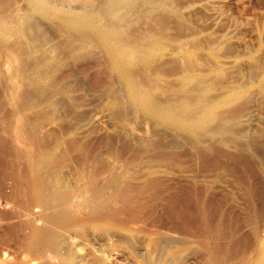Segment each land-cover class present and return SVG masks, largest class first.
<instances>
[{"label":"rangeland","instance_id":"1","mask_svg":"<svg viewBox=\"0 0 264 264\" xmlns=\"http://www.w3.org/2000/svg\"><path fill=\"white\" fill-rule=\"evenodd\" d=\"M22 1H25V0H21V2H20V0H16V1L15 0H4V1L1 0L0 5H2V7L5 8L6 10L8 9L10 11L8 14L9 16H7V14H6L7 11H6V13H4V15L6 14V17H11L12 15L15 16V14L19 13V12H21V14L26 13L28 9L23 11V8L25 7L23 5H25V4ZM55 1L56 0H53V1L51 0L52 3H54ZM80 1H81V6H80ZM82 1L84 2V0H69V1L68 0H60V2H59V0H57L56 3H60V5L59 4L57 5L56 3H54V4H56L57 6H60L64 9L67 8L68 10L69 9L76 10V9H79L82 7V4H83ZM158 1L156 0L155 4L158 3L162 7H167L169 13L171 14V17L174 18V20H175V21L173 19H172L173 21L170 20L171 17L167 15L168 17L165 20H168V18H169L170 21L164 20V26L163 27H162V25H157V28L159 26L161 27V28L160 27L158 28V32H160L161 34H162V32H164L165 35L168 36L169 43L173 44L175 47L179 46V47L188 48V49L196 48V49H198V51H200L198 53H201V54H199L200 58L197 59V61L195 60V62H197V64L196 65H195V63L193 64L195 67L192 65L194 67L192 70H194V71L196 70V72H208L211 70V68H213L212 71L216 70V69H221L222 71L225 70V73L223 71L224 75H220L217 77L219 79H217V78L215 79L217 83L218 82L220 83V86H224L223 87L224 89L227 86L226 84H228L229 87H233L231 85L241 86V84L244 85V86L242 85L243 87L247 86V87H245V88H247V91H248L245 95L247 98L245 96H243V98L241 100H239L236 104H234L231 107V109L224 110L223 111L224 115L222 114L223 117L226 114L227 117L225 116L224 118L231 120V122H229V123H234L235 126L237 125L239 128H236V129L245 131V134H243L242 131H241V134H238L239 132H237V134H234L235 141L233 142V144L231 143L232 144L231 146L230 145L226 146L227 142H228V144L230 143L229 141H230L231 137H229V136H226V137L216 136V137H218L217 140H216V137L213 136L212 139L215 138V141H214V140H210L211 135H210V137L208 135V136H205V138H207V137L210 138V139L207 138L208 141L202 137L199 140L192 139L194 141L193 142L190 137L185 136V139L184 138L182 139V137H177V136H175V134H173V136H175L177 138H181V140H178L176 142L177 139L175 138V140H174L173 139L174 137L171 138V134H167L168 131L165 132L161 128H158L159 131H157L156 129L153 128V125L149 120H147L144 117L143 118L141 117L139 119V117L136 116L135 113H133L134 112L133 108H130V109L128 108L126 111L127 121L124 123H127L126 124L127 126L124 123L116 124L115 122H117V121L113 120L111 115H110L111 109H109L108 100H107V98H108L107 97L108 96L107 95V88H108L107 86H108V83L110 82L109 80H111L112 76H115V75L109 69V67L106 63V60L102 57V54H100V51L97 50L98 52H96V49H95V53L93 54L94 57H92L93 55L90 56V58L88 56L89 59L87 57H83V58H81L82 60L79 59L77 61V63L75 61L76 64H74V62H73L74 57L71 58L72 56H70V54L68 53L67 56L68 57L70 56V58L67 59L69 61V63H68L69 65H68V67L64 68V71H62V75L60 74L61 75L60 78H62V79L58 80V85L59 86L61 84L62 85L60 87L57 85L58 89H55L54 91H48L47 92L48 93L47 95L50 96L49 98H55L54 101L59 100L56 104L57 105L56 108H57L58 113L59 114L61 113L59 115L61 117V120L59 121V124H61L59 127L60 130H59V128H57L58 125H57V127H54L56 125H53V124L49 125L50 127L48 126L49 127L48 130H53L55 132H58V134H59V131L63 132V130H65L69 126L68 128H71L72 131L78 132L77 134L75 132L74 133L72 132V134L69 137L72 141H70V139H66L65 142L63 143V145L65 144L64 145L65 147L63 146V148H61V149H63V151L60 149L61 154H58V155H64L66 153V155H64V156H66L68 158V160H67L68 163L70 162L69 165H71V166H69L68 169L66 170L67 174L69 173L67 175V179H68V176L70 179L71 176L74 175V173H75V175L81 174V172L84 170L87 171V173L90 172V173L95 174L96 177L93 180H96L97 183L94 184L95 186L91 187L92 190L91 189L90 190L92 192H90V190H89V194H93L96 196L100 193V185L103 184V183L101 184L99 182L104 181V179L102 177V174H104L103 171H105V172H106V170L109 171L110 168H108V167H111V168H115V167L117 168L118 167L117 169L119 171L125 170L128 173L132 174L133 178L135 177L134 179H132V181H129L125 187H123L122 192L121 193L119 192L120 193L119 195L115 196L114 199L116 200L117 198H119L118 200L120 202H118V200H116L115 203L112 202L113 206H110V205H112V203H108V206H110V208L107 206H102V207L94 210L97 212L101 211V213H100L101 217L104 215L106 218L111 219L114 223V226H116V228L120 229L119 231L116 230L115 227H111L109 225L103 224L102 221H99V220L96 221L95 220L96 218L93 215L89 216L85 212H82L83 214L81 212L79 214L77 213L71 219L69 218V220L72 224V230H75V229L76 230L74 232H72V230H71V232L63 231L62 235L63 236L65 235L68 240H65L66 238H63L62 240L64 241L65 247L68 244L67 246H69V248L68 247H66V248H68V250L73 252L75 259H76V256H77V258L81 257L80 258L81 261L78 258V259H76L78 261H76L75 264H98L97 262H94V260L97 261L96 260V258L98 257L97 255L103 254V253L111 255L113 257L112 259H114L113 262L115 264H138V263L139 264L140 263L141 264H146V263L150 264L151 258H153L157 254V251L152 249L153 247L149 244L150 239L153 237H156L159 233H163V232H165V233L168 232L169 234L168 233L167 234L171 237H173L174 235L176 237H181V236H183V234L184 235L187 234L186 237L189 238L191 245H193L192 250H191L192 254L194 252V256L192 255V258L188 262V264H213V263H215L214 261H216L218 263V260H216L214 258L215 254H216V256L219 255L218 257L223 258L225 260V264H228L227 262H230V260L234 259V258L235 259L238 258L240 260L246 259L249 255H252L251 253H254V251L256 250V247H258L260 244V240L261 239L264 240V90H263L264 89V83L259 82L260 78L264 72V0H160L159 2ZM16 2H17V4L15 5ZM9 3L13 4V6L9 5ZM22 3H23V5H22ZM93 3L95 5H98L99 0H96V2L94 1ZM163 4H165V5H163ZM21 5L23 6V8ZM61 5H63V6H61ZM167 5H169L171 8ZM11 7H13L12 8L13 10H10ZM14 7H15V9H14ZM26 7H27V5H26ZM174 7H176V8H174ZM140 8L146 9V5H142ZM154 9H155V11H154ZM154 9L153 8H152V10L150 9L151 12L149 11L148 14H146L144 12L145 17L147 16V19L146 18L145 19L148 22L151 21L150 23H153L154 19H152V18L158 16L160 13L159 11L161 10L160 8H158V9L154 8ZM11 11L12 12L14 11V12L12 13ZM144 11H146V10H144ZM10 13H12V15H10ZM130 14L126 15V18L128 17L130 19V16L132 15V14L131 15ZM177 14H179V15H177ZM153 15H154V17H153ZM183 16H184V18H183ZM132 17L134 18V16H132ZM133 18H131V20L125 19V21L127 20L126 24L130 23L127 25L128 28L126 26L127 32L130 33V32H134V31L138 30L139 34H140L139 36L140 37L144 36L145 35L144 33H147V30H144V29L146 28L145 25L148 22H146L144 19L141 18L139 21L140 23L138 22V25L140 24L141 26L140 25L139 26L134 25L131 22L133 20ZM143 18H144V16H143ZM164 18H166V16H164ZM37 19L39 20L41 18H37ZM37 19H36L35 26L37 25V21H38ZM43 20L44 19H42V21ZM141 21L142 22L145 21L146 23L142 24ZM43 22L41 23V20L38 21V23L39 24L41 23L42 26L41 25H40L41 27L37 26L38 29H42L43 32H41V31L40 32L43 35H44V33H46L44 35L46 41L44 40L43 44H42V45H45V48L43 46V47H41V49L44 50L49 55L57 56L58 54H56V53H58V50H60L61 46H64V43L66 44L68 42L69 38H67V37L69 36V33L61 25H59L57 22L47 21V20H44ZM49 23H51V24H49ZM165 23H168V24L165 26ZM176 23L179 27L176 25ZM56 25H59V27H57L58 30L56 29ZM134 26L138 27L139 29L135 28ZM168 26H170V28H168ZM48 29H51V31ZM130 29H133V30H130ZM162 29H164V30H162ZM62 30L64 33L62 32ZM142 30L144 32H142ZM52 32H54V33H52ZM141 33H143V34H141ZM168 34L169 35L171 34L170 37H172V38H170ZM46 35H48V36H46ZM139 36H138V38H139V42H140ZM56 40H58L59 42ZM137 42H138V39H137V41H135L134 45L140 44L139 42L137 44ZM44 43H46V44H44ZM60 43H61V45H60ZM46 46H47V48H46ZM174 46H172V47H174ZM52 51H53L54 55L52 54ZM211 51L212 52L215 51V55H216L215 57L217 59L214 56H212ZM172 52L173 51L170 50V55L172 54ZM216 53H218V55ZM98 54H100V55L98 56ZM67 56H66V58H67ZM97 57H99V58H97ZM84 58L86 60L87 59L88 60L85 61ZM1 60H2V58H1ZM91 60H92V62H91ZM188 62L190 65L191 61L188 59H185L184 63L188 64ZM70 63H72V64H70ZM214 63H215V66L212 65ZM170 64H172L173 66ZM180 64H182V63H180L178 61V66ZM79 65H80V67H79ZM174 65L175 64L172 61L171 62L169 61V63L165 64L164 67L168 70L163 68V70L164 71L166 70V72H167V74L166 75L164 74V76H163L164 81L168 80V79H169L168 81H171L172 79H173V81H176L177 78L179 77V73L177 74L175 72V74H173L175 69L178 68V66L174 67ZM196 66H197V68H196ZM77 67L79 69H77ZM218 67H221V68H218ZM203 68H205V70H202ZM71 73L73 75L75 74L76 76L75 75L73 76ZM104 74L105 75L107 74V75L105 76ZM77 78H79V79H77ZM106 79H108V80H106ZM71 80L73 83L71 82ZM255 80H256V82L257 81L258 82L255 83ZM69 82H70V84H69ZM80 82H81V84H80L81 86L78 85ZM221 83H222V85H221ZM258 83L260 85H258ZM66 84H68V85H66ZM73 86H76V87H73ZM86 87H88V88H86ZM104 87L106 88V90H104L105 89ZM116 88H118L119 90L123 89L121 84L120 85L116 84ZM19 89L20 88H18V90ZM65 89L70 90V95H69V93H67V94L63 93V91H65ZM58 90H59V92H58ZM22 91L24 92L25 90L22 89ZM22 91H19V92L21 93ZM6 92H7L6 88L1 89V87H0V101L1 102L4 101L3 103L0 102V106L3 105L2 106L3 108L0 107V115H1L0 116V217H1L0 218V245L5 243L4 246L1 245V248H7V249L13 251L15 254H19L20 251L21 252L23 251L22 253H20V255L22 254L20 256L21 259L22 258L32 259V258H37L39 256H37V254H34V253L32 254V251H28L26 245H27L29 239L32 238V233H31L33 230L32 228L36 227L37 223H34L31 226L28 225L29 223L26 220V217H27L26 214L28 213V209H26V208L30 207V204H31L30 201L32 198L29 195H27V198H26L20 193V189L22 187H23V189L25 187V189L27 190V193H28L31 190V187H30L31 182L28 179L29 178V173H28L29 171H28V169L26 167V163L23 159V150H22L23 144L19 140L20 136H21V134H19L20 130H18V128H17L18 126L16 125V122L13 120L12 116L10 118V116H9L10 114H8V112L10 113V109L7 105L9 102L7 99ZM49 92H53L56 95L53 96V93L51 95ZM86 92H88V93H86ZM90 92H91V94H90ZM98 92H100V93H98ZM94 93H96V94H94ZM80 94H81L82 98L80 97ZM85 94H87V95H85ZM57 95L62 96V97H60L61 100L58 99L59 96H57ZM73 95L76 97H74ZM55 96L58 98H56ZM71 96H73L74 100H72L73 98ZM85 96H87V97H85ZM88 96H90L91 98ZM158 96L163 98L165 95L162 91L161 92L159 91ZM104 97H105V99H104ZM62 98H63V100H62ZM246 99L247 100L250 99V100L247 101ZM90 100L91 101L93 100V103ZM71 101H73V102L75 101V102L73 103ZM102 101H103V103H102ZM68 102H70V103H68ZM95 102H96V104H95ZM104 102L107 105H105ZM77 103L79 105L78 107H77ZM91 107H92V109L93 108L94 109L91 110ZM4 108H5V110H4ZM101 108H103V110ZM44 109H46L44 113H48L51 111V107L47 106L46 104H43V105L36 106L34 108V110H35L34 113H39V111H40V113H43ZM66 109L68 112L66 111ZM131 110L133 112H131ZM107 112H108V114H107ZM132 113L135 115V117H133L134 115L133 116L131 115ZM63 115H65V116H63ZM80 116L82 117L83 120H81ZM9 118H10V121H9ZM11 119L14 121L15 124L12 122ZM62 119H64V120H62ZM110 119H112V120H110ZM6 121H8V122H6ZM76 121L77 122L79 121V122L77 123ZM113 121H115V122H113ZM145 121H147V122H145ZM62 122L67 123V124L69 123V124H68V126H64L67 124H64ZM81 124H83V125L81 126ZM238 124H240V125H238ZM242 124H244V125H242ZM15 125H16V127H15ZM74 125L80 129L76 128L77 129L76 130L74 128L75 127ZM90 125H92L91 128H93V129H91L89 127ZM246 125H247V127H245ZM240 126L241 127L243 126L242 127L243 129L240 128ZM1 127H3V128L1 129ZM5 127L9 128V129H7ZM61 127H62V130H61ZM144 127H147V128H144ZM16 128H17V131H16ZM51 128H53V129H51ZM54 128H56V129H54ZM100 128H102V129H100ZM125 128H127V130H126L127 132H125ZM133 128H135L137 131L135 129H134L135 130L134 131ZM83 129H85V130H83ZM89 129H91V130H89ZM80 131H82L83 134ZM91 131H95V133L93 132L92 134H90ZM144 131L147 134L148 133L149 134L147 135ZM147 131H149V132H147ZM154 131L157 133L159 132L160 136L163 135V133L161 134L160 131L165 132L167 137H166V135H164V136L167 139L166 141H168L167 143H169V141H170V143L173 142V145L170 144V146H171L170 147L169 144L167 145L166 142H164V143H152L150 145H145V143H144L145 139H149L150 141H152L153 136L156 134V133L153 134ZM1 133H3V134L1 135ZM6 133H7V137L9 139L6 137ZM62 134L63 133H61L59 135L61 136ZM16 135H19V136H16ZM100 135L103 139L100 137ZM138 135H139V137H138ZM145 135H147V136H145ZM241 135H244V136H241ZM186 137H187V139H186ZM17 138H18V140H17ZM74 138L76 139V141L74 140ZM133 138L136 141H134ZM219 139H220V141H219ZM222 139L223 140L226 139L227 142H225V140L223 141ZM49 140H47V142L44 143L46 145V147H48V148H49V146L53 147V143H54V145L56 144L55 139H53L52 137H51V139L49 138ZM139 140H141V141L139 142ZM182 140H183V142H182ZM190 140H191V142H189ZM209 140L213 141V142H209ZM236 140H237V142H236ZM18 141L20 143H18ZM184 141L185 142L187 141L190 144L187 142L185 143ZM249 141H250V143H249ZM139 143H140V145H139ZM180 143H181V146H180ZM194 143H195V145H194ZM209 143H211V144H209ZM21 144H22V146H21ZM44 144H43V146H45ZM50 144H52V145H50ZM10 145H12V146H10ZM111 145H112V147H111ZM189 145H191V146L193 145L194 147L192 148ZM38 146L39 145H36V146H34V148L38 149L39 148ZM187 146H189V147H187ZM12 147H15L16 150ZM248 147H249V149H248ZM34 148H32V149H34ZM65 149L67 151H65ZM216 149H217V151H216ZM86 150H89V152ZM246 150H247V152H246ZM159 151H160V153H159ZM196 151H199V152H196ZM225 153H226V155H225ZM98 154H100V155H98ZM81 155H83V156H81ZM147 155H149V156H147ZM103 157H104V159H103ZM16 158H18V159H16ZM69 158H70V160H69ZM216 158H218V159H216ZM80 159L83 161H81ZM129 159H130V162H129ZM74 160H76V161L79 160L80 162L79 161L74 162ZM87 161L88 162L90 161L89 165L87 164L88 163ZM112 161H114V162H112ZM118 162H119V164H118ZM84 164L85 165L87 164L86 166H89V167H86ZM120 164H122V165H120ZM90 166H91V169H90ZM146 166H148L150 168L148 169V167H146ZM171 166H172V168H171ZM95 167H96V170L98 169V171L95 170ZM137 167H138V169H137ZM70 168H71V170H69ZM73 168H75V169H73ZM77 168L80 171H78ZM106 168H108V169H106ZM116 168H115V170H117ZM17 169H18V171H17ZM75 170L78 171V173ZM155 171H158V172L156 173ZM162 171H163V173H162ZM97 172H99L100 174H98ZM24 173L26 174V176ZM70 173H72V174H70ZM140 173H141V175H139ZM149 174H152L151 177ZM157 174H158V176H157ZM138 177H140V178H138ZM194 177H195V179H194ZM73 178H74V176L72 177V180H73ZM136 178H137V180H135ZM211 178H212V180H211ZM138 179H140V180H138ZM15 180H17V181H15ZM133 180L135 182H133ZM145 180H147V181H145ZM79 183L81 185L85 184L82 181H80ZM136 183H137V186H136ZM16 186H17V188H15ZM19 186H21V187L19 188ZM134 187L135 188L137 187V188L135 189ZM94 188H95V190H94ZM128 188H130L131 190ZM132 190L134 192H132ZM124 193H128V194L124 195ZM73 194H75V193H73ZM19 196H20V198H19ZM21 196L24 198L23 202H22ZM155 196H157V197H155ZM114 199H113V201H114ZM25 200H26V203H28L27 204L28 207H27V205H25L26 204ZM27 200H29V202ZM124 201H126V202H124ZM116 202H117V204H116ZM21 204H22V206H21ZM137 205H138V209H137ZM24 208L27 210V212ZM151 210H152V212H151ZM21 212L23 215L21 214ZM102 212H103V214H102ZM125 212H126V215L124 214ZM151 213H152V215H151ZM108 214H111V216H109ZM120 215H122V216H120ZM143 215H144V217H142ZM4 216H5V218H3ZM7 216H8V219L6 218ZM10 217H11V219H10ZM168 218H170V219H168ZM208 219L210 220V222L208 221ZM135 221L137 223H135ZM133 224H135V226ZM97 225L102 226V227H107L105 229H108V230H105L104 232H102L104 229L98 228ZM93 226H95L96 229ZM143 226H146V228L145 227L143 228ZM157 227L159 229H161L162 231L157 230L158 229ZM194 227H195V229H194ZM79 228L81 230H78ZM155 229H156V231H155ZM112 230H115V232ZM178 230H180V231H178ZM129 231H134V233H135L134 237L135 238L133 236H131L129 238V236H130ZM150 231H152V232H150ZM1 232H3V233H1ZM120 232L122 233L123 236L120 235ZM154 233L156 235H154ZM201 233L204 235L205 241H207V240L210 241L209 242L211 244L210 249H208L206 246L200 245L196 241V239H197V240H199V242L201 240L200 243H204V242H202L203 238H201L199 236V234H201ZM171 234H173V236ZM224 236H225V238H224ZM4 238H6V239H4ZM83 239H86V240L84 241ZM125 239H128V240H125ZM133 240H135V241H133ZM65 241H66V243H65ZM81 241L83 243H81ZM194 241H196V242L194 243ZM12 244H15V245H12ZM74 245H75V247H74ZM120 245H124L125 247L124 246L122 247ZM10 247H12V248H10ZM16 247L18 250L16 249ZM194 247L197 249H195ZM72 248H74V249H72ZM75 249H76V252L74 254ZM78 249H81V250H78ZM103 249H104V251H103ZM195 250H196V254H195ZM197 250H199V251H197ZM49 251H50V249L45 252L46 256H47V258L53 259L54 255L52 252H49ZM107 252H109V253H107ZM88 253L90 255H88ZM31 254L33 256H31ZM40 257H42V256H40ZM132 258H134V259L132 260ZM140 258H141V260H140ZM92 259H94V260L92 261ZM55 262L56 261H54L53 264H55ZM47 264H48V262H47Z\"/></svg>","mask_w":264,"mask_h":264},{"label":"bare ground","instance_id":"2","mask_svg":"<svg viewBox=\"0 0 264 264\" xmlns=\"http://www.w3.org/2000/svg\"><path fill=\"white\" fill-rule=\"evenodd\" d=\"M56 1L54 3H56ZM94 1L96 2V0H86V1L84 0V2L82 1L83 4H82L81 8L76 9V10H73V9L68 10L67 8L64 9L60 6H57L58 4L60 5V3H56L57 4L56 5V4L52 3L51 0H25V1H22L25 5H23V3H22V5L25 7L27 5V7L23 8V6L22 5L21 6L23 8V11L28 9L27 12L24 14H21V12H19V13H16L14 16V15H12V13L15 11L14 10L13 12L11 11L12 13H10V15H12L11 17H6V14H7V16H9L8 14L10 11L8 9L6 10L5 8L2 7V5H0V87H1V89L6 88L7 99L9 102V103L7 102L8 104L7 103L6 104L8 105V107L10 109V113L8 112V114H10L9 115L10 118L12 116L13 120L16 122V125L18 126L17 127L18 130H20L19 134H21V136H20L19 140L23 144V148H22L23 159H24V161L26 163V167L29 171L28 172L29 173L28 179L31 182V185H30L31 190L28 193H27V190L25 189V187H24V189H23V187L20 189V193L24 197L27 198V195H29L32 198L30 201V203H31L30 207L26 208V209H28V213L26 214L27 215L26 220L29 223L28 225L31 226L34 223H37V226L32 228L33 229L31 232L32 238L29 239L26 246H27L28 251H32V254L34 253V254H37V256H39L37 258L31 257L32 259H26V258L21 259L20 256L22 254L20 255V253H22L23 251L22 252L20 251L19 254H15L13 251H11L7 248H1V245L2 246L5 245V243H4V244L0 245V264H47V262H48V264L49 263L53 264L54 261H56L55 264H75L76 261H78L76 259H78L79 257L77 258V256H76V259H75L73 252L68 250V248H69V246H67L68 244L66 245V247H68V248H66L64 245V241L62 240L63 238H66L65 240H68L65 235H64L65 237L62 235V232L63 231L71 232V230H72V224H71L69 218L71 219L77 213L79 214L80 212L81 213L85 212L89 216L93 215L96 218L95 219L96 221H98V220L102 221L103 224L116 228V226H114V223L111 219L106 218L104 215L101 217L100 216L101 211L97 212L94 210L97 208H100L102 206H107L109 208H110V206H113V203H115V201L119 199V198H117L115 200L114 199L115 196L119 195L122 192L123 187H125L129 181H132V179L135 178V177L133 178L132 174L128 173L125 170L119 171L117 169L118 167L117 168L115 167L117 170H115V168L108 167V168H110V170L109 171L106 170V172L101 169L104 172V174H102L104 181L99 182V183H101V184L103 183V184L100 185V193L96 196L93 194H89V190L91 189V187L95 186L94 184L97 183L96 180H93L96 177L95 174L90 173V172L87 173V171L84 170L81 172V174L75 175V173H74L73 180H72L73 176H71V178H70L71 180L69 179V176L67 179V175L69 173L67 174L66 170L68 169L69 166H71V165H69L70 162L68 163V161H67L68 158L66 156H64V155H66V153L64 155H58V154H61V150L63 151V149H61V148H63V146L65 145V144L63 145L65 140L70 139L69 138L70 135L72 134V132L74 133L75 131H72L71 128H68L69 123L67 124L64 122H62V123L67 124L64 126H68V127L65 130H63V132L59 131V134L63 133L61 136L58 134V132H55L53 130H48L50 127L49 125H52V124L56 125L54 127H57V125H58L57 128L60 127L61 124H59V121L61 120V117L59 115L61 113L59 114L57 111V108H56V106H57L56 104L59 100L54 101L55 98H49L50 96L47 95L48 94L47 92L48 91H54L55 89H58L57 88L59 86L58 80L62 79V78H60V76L62 75V71H64V68L68 67L69 61L67 59L70 58V56H72L71 58L74 57L73 62H74V64H76L77 61L83 57L88 58V56H89V58H90V56H92L95 53V49H96V52L100 51V54H102V57L106 60V63L108 65L109 69L115 75V76H112L111 80H109L110 82L108 83V86H107L108 87L107 88V95H108L107 100H108L109 109H111L110 115H111L113 120L117 121V122L113 121L116 124H118V123L122 124V123L126 122L127 121L126 111L128 108L129 109L133 108L134 112L132 110H131V112L135 113V115L138 116L139 119L141 117L146 118L147 120H149L152 123L153 128L156 129L157 131H159L158 128H161L165 132L168 131L167 134H171V138L174 137L173 138L174 140L176 138L177 139L176 142L178 140H181V138H177V137H182V139L183 138L185 139V136L190 137L191 140L192 139L199 140L202 137L207 140L208 137L205 138V136L209 135V137H210V135H211V137H210L211 139L210 138H208V139L214 140V141H215V138L212 139L213 136L214 137H216V136H218V137L229 136V137H231L229 144L226 141V139H224V140H225V142H227L226 146H228V145L231 146L233 144V142L235 141L234 134H237V132H239L238 134H241V131L243 132V134H245V131L236 129V128H239L237 125L235 126L234 123H229V122H231V120L224 118L225 116L227 117L226 114L223 117V115H224L223 111L231 109V107L234 104H236L239 100H241L243 98V96L246 95V93L248 91H247V88H245V87H247V86L243 87L244 85L241 84V86L231 85L233 87H229V85L226 84L227 86L225 85L226 88L224 89L223 88L224 86H220V83L219 82L217 83L215 79L220 75H224L223 71L225 73V70L222 71L221 69H216V68H215L216 70H213V71H212L213 68H211L210 71L207 70L208 72H196V70L195 71L192 70L195 67L193 64L194 63H195V65L197 64V62H195V60L197 61V59L200 58L199 54H201V53H198L200 51H198V49H196V48L188 49V48H183V47H179V46L175 47L173 44L169 43L168 36H166L164 32L161 31L162 34L160 32H158V28L160 26L157 28V25H162V27H163L164 26V20L167 19L168 16L171 17V14L169 13L167 7H162L158 3L155 4L156 0L155 1L154 0H99L98 5H95L93 3ZM20 2H21V0H20ZM59 2H60V0H59ZM10 3H9V5L13 6V4H10ZM16 4H17V2L15 3V5ZM142 5H146V9H141L140 7ZM163 5H165V4H163ZM61 6H63V5H61ZM80 6H81V1H80ZM167 6H169V5H167ZM12 8L13 7H11L10 10H13ZM152 8L153 9L154 8H156V9L160 8L161 10L159 9L160 13L158 16H156L157 18L154 17V15H153L154 18H152V19H154V21H153V23H150L151 21L148 22L146 20L147 16L145 17L144 12L146 14H148L150 9L152 10ZM174 8H176V7H174ZM14 9H15V7H14ZM144 10H146V11H144ZM6 11H7V13H6ZM154 11H155V9H154ZM4 13H6V14L4 15ZM128 14L131 15L130 19L127 17L129 20H131V18H133L132 16H134L133 20L131 21L132 24H134V25H138V22L140 21L141 18L144 19L146 22H148L145 25L146 28L144 30H147V33H144L145 34L144 36L140 37L138 30L134 31V32H130V33L127 32L126 26L128 24H130V23L126 24V21L128 20L126 18V15H128ZM177 15H179V14H177ZM143 16H144V18H143ZM164 16H166V18H164ZM37 18H41V19L38 20ZM183 18H184V16H183ZM36 19L38 21L41 20V23L44 20L57 22L59 25H61L69 33V36L67 37V38H69L68 42L66 41L67 43L66 44L64 43V46H61L60 50H58V53H56V54H58L57 56L49 55L48 53H46L44 50L41 49V47H43V46L45 48V45H42V44H43V41L45 40L44 35L46 33H44V35H43L41 33V32H43L42 29L37 28V26L41 25V23L39 24L38 21H37V25L35 26ZM42 19H44V20L42 21ZM125 19H127V20L125 21ZM172 19L174 20V18L171 17L170 20H172ZM170 20L168 18V20H165V21H170ZM145 21L144 22L141 21V23L145 24L146 23ZM49 24H51V23H49ZM167 24L168 23H165V26ZM59 25H56V29H57V27H59ZM176 25H177V23H176ZM127 28H128V26H127ZM135 28L139 29L138 27H135ZM168 28H170V26H168ZM48 30L51 31V29H48ZM130 30H133V29H130ZM162 30H164V29H162ZM62 32H63V30H62ZM142 32H144V31L142 30ZM52 33H54V32H52ZM141 34H143V33H141ZM170 35H169V37H170ZM46 36H48V35H46ZM138 36L140 37V42H139ZM170 38H172V37H170ZM137 39H138V42L140 44L134 45L135 41H137ZM56 41H58V40H56ZM138 42H137V44H138ZM61 43H60V45H61ZM44 44H46V43H44ZM172 46H174V47H172ZM46 48H47V46H46ZM170 50L173 51L171 55H170ZM68 53L70 54L69 57L67 56ZM52 54H53V51H52ZM100 54H98V56ZM216 54L218 55V53H216ZM66 56H67V58H66ZM212 56H214V57L216 56L215 51L212 52ZM92 57H94V55ZM1 58H2V60H1ZM97 58H99V57H97ZM185 59H188L191 61L190 65H189V62H188V64L184 63ZM87 60L85 59V61H87ZM92 60H91V62H92ZM75 61H76V63H75ZM169 61L170 62L172 61L175 64L174 67L178 66V61L180 63H182L178 66L177 69H175V71L173 70L174 71L173 74H175V72L177 74L179 73V77L177 78L176 81H173V79L171 81H168L169 79L164 81V79H163L164 74L165 75L167 74L166 70H168L164 66L166 63H169ZM70 64H72V63H70ZM170 65H172V64H170ZM212 65L215 66V63ZM79 67H80V65H79ZM163 68L166 70L164 71ZM196 68H197V66H196ZM218 68H221V67H218ZM77 69H79V68L77 67ZM202 70H205V68H203ZM77 79H79V78H77ZM108 79H106V80H108ZM217 79H219V78H217ZM71 82H72V80H71ZM257 82L255 80V83H257ZM259 82L264 83V72H263ZM69 84H70V82H69ZM80 84H81V82L78 85L81 86ZM116 84H119V85L121 84L123 89L119 90L118 88H116ZM66 85H68V84H66ZM221 85H222V83H221ZM258 85H260V84L258 83ZM73 87H76V86H73ZM88 87H86V88H88ZM18 88H20V89L18 90ZM22 89H24L25 91L23 92ZM104 90H106V88ZM19 91H22V92L20 93ZM159 91L160 92L162 91L164 93L165 96L163 98L158 96ZM58 92H59V90H58ZM49 93L52 95L53 92H49ZM63 93H65V94L69 93V95H70V90L65 89V91H63ZM86 93H88V92H86ZM98 93H100V92H98ZM90 94H91V92H90ZM94 94H96V93H94ZM54 95H56V94L53 93V96ZM85 95H87V94H85ZM57 96H59V95H57ZM73 96H71V97L73 98ZM60 97H62V96H59V98L58 97H56V98L60 99ZM74 97H76V96H74ZM80 97L82 98L81 94H80ZM85 97H87V96H85ZM88 97H90V96H88ZM104 99H105V97H104ZM62 100H63V98H62ZM72 100H74V98ZM249 100H247V101H249ZM3 102H1V103H3ZM71 102H73V101H71ZM91 102L93 103V100ZM68 103H70V102H68ZM102 103H103V101H102ZM43 104H46L47 106L51 107V111L48 113H44L46 110V109H44L43 113H40V111H39V113H34V111H35L34 108L36 106L43 105ZM95 104H96V102H95ZM104 104H105V102H104ZM105 105H107V104H105ZM2 106L3 105H1L0 107H2ZM78 106L79 105L77 103V107ZM93 109L91 107V110H93ZM101 109L103 110V108H101ZM4 110H5V108H4ZM66 111H67V109H66ZM133 113L131 114L132 116L134 115ZM107 114H108V112H107ZM135 115L133 117H135ZM63 116H65V115H63ZM10 118H9V121H10ZM112 119H110V120H112ZM13 120H12V122L14 123ZM62 120H64V119H62ZM81 120H83L82 117H81ZM6 122H8V121H6ZM145 122H147V121H145ZM124 124L126 125L127 123H124ZM16 125H15V127H16ZM82 125L83 124H81V126ZM238 125H240V124H238ZM242 125H244V124H242ZM91 126L92 125H90L89 127L91 128ZM242 127L240 126V128H242ZM245 127H247V125ZM2 128L3 127H1V129ZM5 128H7V127H5ZM17 128H16V131H17ZM74 128L76 129L77 127L75 126ZM144 128H147V127H144ZM7 129H9V128H7ZM51 129H53V128H51ZM54 129H56V128H54ZM77 129H80V128H77ZM91 129H93V128H91ZM91 129H89V130H91ZM100 129H102V128H100ZM134 129L135 128H133V130ZM59 130H60V128H59ZM61 130H62V127H61ZM83 130H85V129H83ZM126 130H127V128H125V132H127ZM149 131H147V132H149ZM80 132L82 133V131H80ZM93 132L95 133V131H91L90 134H92ZM160 132H161V134L163 133V135L160 136L159 132L158 133L155 131H154V133L152 132L153 134H155V133L156 134L153 136L152 141H150L149 139H145V141H144L145 145H150L152 143H164V142L167 143L168 142V141H166L167 135L165 134V132H162V131H160ZM75 133L77 134L78 132H75ZM2 134L3 133H1V135ZM173 134H175V136H177V137L173 136ZM147 135H145V136H147ZM164 135H166V137ZM16 136H19V135H16ZM241 136H244V135H241ZM6 137H7V133H6ZM48 137L50 139H51V137L53 139H55L56 144L54 145V143H53V147L49 146V148H48L44 144L47 142V140H49ZM100 137H101V135H100ZM138 137H139V135H138ZM187 137H186V139H187ZM218 137H216V140ZM75 138H74V140L76 141ZM17 140H18V138H17ZM191 140L189 142H191ZM210 140H209V142H213ZM70 141H72V140L70 139ZM134 141H136V140L134 139ZM140 141L141 140H139V142ZM219 141H220V139H219ZM20 142L18 141V143H20ZM182 142H183V140H182ZM189 142H187V143H189ZM236 142H237V140H236ZM249 143H250V141H249ZM22 144H21V146H22ZM43 144L45 146H43ZM168 144H169V146H170V144L173 145V142L170 143V141H169V143H167V145ZM209 144H211V143H209ZM12 145H10V146H12ZM36 145H39L38 149L34 148V146H36ZM50 145H52V144H50ZM139 145H140V143H139ZM194 145H195V143H194ZM180 146H181V143H180ZM189 146L192 148L194 147L193 145L192 146L189 145ZM189 146H187V147H189ZM15 147H12V148L15 149ZM111 147H112V145H111ZM32 148H34V149H32ZM248 149H249V147H248ZM65 151H67V150L65 149ZM86 151L89 152V150H86ZM216 151H217V149H216ZM196 152H199V151H196ZM246 152H247V150H246ZM159 153H160V151H159ZM98 155H100V154H98ZM225 155H226V153H225ZM81 156H83V155H81ZM147 156H149V155H147ZM16 159H18V158H16ZM103 159H104V157H103ZM216 159H218V158H216ZM69 160H70V158H69ZM75 161L76 160H74V162ZM77 161H79V160H77ZM81 161H83V160H81ZM89 162L87 163L88 165H89ZM112 162H114V161H112ZM129 162H130V159H129ZM118 164H119V162H118ZM120 165H122V164H120ZM86 167H89V166H86ZM146 167H148V166H146ZM108 168H106V169H108ZM149 168L150 167H148V169ZM171 168H172V166H171ZM73 169H75V168H73ZM90 169H91V166H90ZM137 169H138V167H137ZM69 170H71V168ZM95 170H96V167H95ZM17 171H18V169H17ZM78 171H80V170L78 169ZM78 171H76V172L78 173ZM96 171H98V169ZM155 172L157 173L158 171H155ZM72 173H70V174H72ZM97 173L100 174L99 172H97ZM162 173H163V171H162ZM139 175H141V173ZM149 175L151 177L152 174H149ZM25 176H26V174H25ZM157 176H158V174H157ZM138 178H140V177H138ZM194 179H195V177H194ZM135 180H137V178ZM138 180H140V179H138ZM211 180H212V178H211ZM15 181H17V180H15ZM80 181L84 182L85 184L83 183L84 185H81L79 183ZM145 181H147V180H145ZM133 182H135V181L133 180ZM136 186H137V183H136ZM20 187L21 186H19V188ZM15 188H17V186ZM130 188H128V189H130ZM91 190H90V192H92ZM94 190H95V188H94ZM132 192H134V191L132 190ZM73 193H75V194H73ZM125 194L127 195L128 193H124V195ZM155 197H157V196H155ZM19 198H20V196H19ZM21 199L23 202L24 198L22 197ZM113 199H114V201H113ZM27 201L29 202V200H27ZM118 202H120V201L118 200ZM124 202H126V201H124ZM25 203H26V200H25ZM108 203H112V205L108 206ZM22 204H21V206H22ZM27 204L28 203H26L25 205H27ZM116 204H117V202H116ZM27 207H28V205H27ZM137 209H138V205H137ZM26 212H27V210H26ZM151 212H152V210H151ZM21 214H22V212H21ZM102 214H103V212H102ZM124 214L126 215V212ZM108 215L111 216V214H108ZM151 215H152V213H151ZM120 216H122V215H120ZM142 217H144V215ZM3 218H5V216ZM6 218L8 219V216ZM170 218H168V219H170ZM10 219H11V217H10ZM208 221L210 222L209 219H208ZM135 223H137V222L135 221ZM133 225L135 226V224H133ZM93 227L95 228V226H93ZM97 227L104 229L102 232H104L105 230H108V229H105L107 227H102L99 225H97ZM144 227L146 228V226H143V228ZM194 229H195V227H194ZM75 230H72V232H74ZM78 230H81V229L79 228ZM116 230L119 231L120 229L116 228ZM157 230H161V229L158 228ZM112 231L115 232V230H112ZM155 231H156V229H155ZM178 231H180V230H178ZM121 232H120V235H122ZM150 232H152V231H150ZM1 233H3V232H1ZM129 233H130L129 238L131 236L134 237V235H135L134 231H129ZM167 233L168 232L159 233L156 237H153L150 239L149 244L153 247L152 249L157 251V254L154 257L152 256L153 258H151L150 264H188V262L192 258V255L194 256V252L192 254L191 250H192L193 245H191L189 238L186 237L187 234L186 235L183 234V236L180 235L181 237H176L175 235L173 236V234H171L173 236V237H171L168 235L169 233L168 234ZM154 235H156V234L154 233ZM199 236L201 238H203L202 242H204V243H200L201 240L199 242V240L196 239V241L200 245L206 246L208 249H210L211 248V246H210L211 244L209 243L210 241L209 240L205 241L204 235L202 233L199 234ZM224 238H225V236H224ZM4 239H6V238H4ZM83 240L85 241L86 239H83ZM125 240H128V239H125ZM133 241H135V240H133ZM196 241H194V243ZM65 243H66V241H65ZM81 243H83V242L81 241ZM12 245H15V244H12ZM120 246L123 247L124 245H120ZM12 247H10V248H12ZM74 247H75V245H74ZM16 249H17V247H16ZM46 249L47 250L50 249L49 252L53 253V255H54L53 259L47 258L46 253H45L47 251ZM72 249H74V248H72ZM195 249H197V248H195ZM78 250H81V249H78ZM103 251H104V249H103ZM197 251H199V250H197ZM75 252H76V249L74 251V254H75ZM107 253H109V252H107ZM32 254H31V256H33ZM195 254H196V250H195ZM251 254L252 255H249L246 259L240 260L238 258H236V259L234 258V259H231L230 262H227V263L228 264H264V240H262V239L260 240L259 246L256 247V250L254 251V253H251ZM88 255H90V254L88 253ZM40 256H42V257H40ZM97 256H98L96 258L97 261H95L94 259H92V261L94 260V262H97L98 264H113L114 263L113 262L114 259H112L113 257L111 255L103 253V254H99ZM218 256H216V254L214 256V258L216 260H218V263L216 261H214L215 263H213V264H225V260L221 257H218ZM80 258H79V260H80ZM133 259L134 258H132V260ZM140 260H141V258H140Z\"/></svg>","mask_w":264,"mask_h":264}]
</instances>
